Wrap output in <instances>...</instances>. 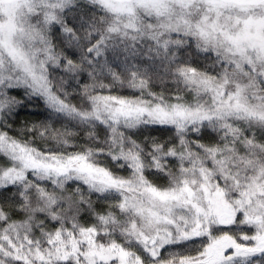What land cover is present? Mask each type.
Masks as SVG:
<instances>
[{
	"label": "snow or ice",
	"instance_id": "snow-or-ice-1",
	"mask_svg": "<svg viewBox=\"0 0 264 264\" xmlns=\"http://www.w3.org/2000/svg\"><path fill=\"white\" fill-rule=\"evenodd\" d=\"M0 264H264V0H0Z\"/></svg>",
	"mask_w": 264,
	"mask_h": 264
}]
</instances>
